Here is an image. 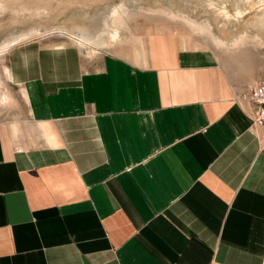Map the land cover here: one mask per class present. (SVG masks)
<instances>
[{
  "label": "crops",
  "instance_id": "obj_1",
  "mask_svg": "<svg viewBox=\"0 0 264 264\" xmlns=\"http://www.w3.org/2000/svg\"><path fill=\"white\" fill-rule=\"evenodd\" d=\"M120 28L9 71L0 264H264V127L210 47Z\"/></svg>",
  "mask_w": 264,
  "mask_h": 264
},
{
  "label": "rangeland",
  "instance_id": "obj_2",
  "mask_svg": "<svg viewBox=\"0 0 264 264\" xmlns=\"http://www.w3.org/2000/svg\"><path fill=\"white\" fill-rule=\"evenodd\" d=\"M163 24L212 49L235 87V101L244 79L264 73V0H0V121L22 105L5 67L21 71L27 57L51 70L69 46L114 40L119 27ZM244 35L241 44L229 45Z\"/></svg>",
  "mask_w": 264,
  "mask_h": 264
},
{
  "label": "built area",
  "instance_id": "obj_3",
  "mask_svg": "<svg viewBox=\"0 0 264 264\" xmlns=\"http://www.w3.org/2000/svg\"><path fill=\"white\" fill-rule=\"evenodd\" d=\"M238 100L247 105L252 123L264 127V73L239 90Z\"/></svg>",
  "mask_w": 264,
  "mask_h": 264
},
{
  "label": "bare ground",
  "instance_id": "obj_4",
  "mask_svg": "<svg viewBox=\"0 0 264 264\" xmlns=\"http://www.w3.org/2000/svg\"><path fill=\"white\" fill-rule=\"evenodd\" d=\"M116 11V10H115ZM113 32V30H112ZM116 32V31H115ZM113 35V34H112ZM114 35H117V34H114ZM113 37V36H112ZM116 38V37H114ZM245 40V35L244 36H240L239 38H237L236 40L233 41L232 45L231 46H237L240 42H243ZM5 45V44H4ZM6 46V45H5ZM5 72H6V75L9 77V73L7 71V68L5 67Z\"/></svg>",
  "mask_w": 264,
  "mask_h": 264
}]
</instances>
